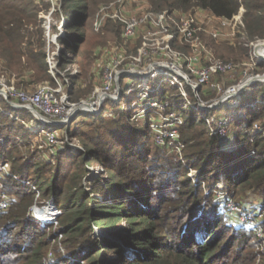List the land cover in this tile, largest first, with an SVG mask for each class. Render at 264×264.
<instances>
[{
  "label": "trees",
  "instance_id": "obj_1",
  "mask_svg": "<svg viewBox=\"0 0 264 264\" xmlns=\"http://www.w3.org/2000/svg\"><path fill=\"white\" fill-rule=\"evenodd\" d=\"M60 1L54 13L64 17L67 26L69 15H77L71 58L80 69L75 74L79 79L93 63L94 47L120 39L119 24L107 19L101 31L93 30L94 15L110 0ZM149 3L158 12L206 10L224 18L242 9L234 37L240 41V57L229 40L206 36L225 61L247 59L243 41L264 40V0ZM49 5V0H0V76L17 88L29 90L44 81L55 84L46 64L41 17ZM243 93L246 103L237 101L230 123L231 148L212 134L214 123H206L197 111L189 115L180 111L185 116L179 128L181 156H170L165 147L154 143L149 112L136 118L143 124L128 122L120 108L117 118L105 117L103 112L78 118L77 112L74 124L87 127L72 131L82 148L51 154L54 160H47L37 148L22 150L33 134L21 121L30 113L12 109L18 120L0 116L4 135L0 160L11 165L10 174L0 180L12 197L9 207L0 210V264H255L258 257L264 264V253L257 249L264 241V216L263 236L258 237L250 228L228 220L209 185L222 181L238 202L248 194L256 196L264 210V133H243L264 115V82L248 86ZM96 162L102 172L89 182L87 178L94 174L90 166ZM191 170H198L194 179ZM37 194L43 201L53 199L61 210L56 225L41 224L29 215ZM98 230L105 234L102 238L95 235Z\"/></svg>",
  "mask_w": 264,
  "mask_h": 264
},
{
  "label": "built area",
  "instance_id": "obj_2",
  "mask_svg": "<svg viewBox=\"0 0 264 264\" xmlns=\"http://www.w3.org/2000/svg\"><path fill=\"white\" fill-rule=\"evenodd\" d=\"M241 14L242 9L231 18L218 17L206 10L158 12L151 8L149 0H110L99 7L92 27L98 32L103 29L105 20H115L119 24L120 39L94 48L92 75L98 79L99 87L94 89L91 96L70 103L69 91L64 92L59 82L52 84L44 81L25 90L7 83L3 77H0V97L4 101V105L0 102V116L7 115L18 120L12 109H24L30 114H32L30 110L35 109L42 116L41 118L34 115L35 120H30L28 123L21 121L31 132H36L39 128L44 144L53 147L58 140L59 126L65 124L75 112L83 110L95 115L102 112L112 114L118 109L111 107L104 110V103L107 100L120 103L125 94L127 97H134L127 107L128 110L133 111V117L138 118L146 112L150 113L149 126L153 131L154 143L162 147H174L179 153L183 148V144L179 141V128L185 120L180 111H197L206 121L207 115L203 114L204 111H215L231 102L233 106L237 96L250 86L249 79L227 88L223 86V82L212 80L214 76L221 77L230 73L235 65L215 58L211 49L207 48L208 44L202 42L203 35L216 40L233 39L241 25ZM45 26L48 37L49 27ZM228 26H231V31L224 32ZM66 35L63 30L59 37ZM256 42L258 44L254 45L253 42L243 41L245 47L250 50L254 46L250 54V59L254 63L264 59V56L257 52L259 45L264 42L260 43V40ZM60 48L56 53L47 52L46 64L52 77L57 74L65 76L63 72L56 70L57 64L64 58L61 57L62 53L67 54L64 46ZM76 72L73 71V74ZM157 77H162L159 84L155 88L150 87V80ZM164 82L172 88L170 92L158 90ZM206 86L217 93L218 97L211 101L199 99V92L203 95L208 94L206 89L203 90ZM187 89L197 101L178 106L177 102H173L176 100L174 98L187 100L189 96ZM119 108L122 111L125 109L123 104ZM160 113L166 119L151 118L152 114ZM215 117L211 123H214L212 134L222 141L230 118L223 115ZM38 120L39 127L35 126V121ZM46 125L55 127L47 129ZM2 142L0 130V143ZM59 149L60 147L57 151ZM10 171V162L0 160V176L9 175ZM14 178L17 179L15 176ZM32 188L35 187L32 185ZM3 189L0 180V210L8 208L11 201ZM224 201L227 207H230L228 200ZM234 208L238 210L237 207ZM234 208L232 210H235ZM29 214L41 224L56 225L61 210L53 199L43 201L37 194L35 202L29 208ZM259 216L261 217L262 213ZM248 226L258 237H262L260 219L252 216ZM60 250L64 251L61 247ZM51 256L52 252L48 254L49 260L52 259Z\"/></svg>",
  "mask_w": 264,
  "mask_h": 264
},
{
  "label": "rangeland",
  "instance_id": "obj_3",
  "mask_svg": "<svg viewBox=\"0 0 264 264\" xmlns=\"http://www.w3.org/2000/svg\"><path fill=\"white\" fill-rule=\"evenodd\" d=\"M44 1H48V0H44ZM50 1V5L49 8L46 12H42L41 13V17H43L44 21H43V27H46L45 25H48L49 28H47L49 30V39L46 36V30H45V41H46V51L48 53H56L58 49H61L60 47H65L67 54H64V60L62 65L60 66V64H57L56 70L58 69L59 71L63 72L64 75L66 74V77H63V75H61L62 77H59L58 74L53 76V82L57 83L59 82L62 86H63V91L64 92H68V90L70 89V92L72 93V98L70 99V103L72 102H78L82 99H86L89 98L91 96V94L93 93L94 89L96 87H99V81L97 78H95L92 75V66L93 63H91L90 69L88 70L86 76L81 75V77H77V75L73 74V71H77V73H79V68L73 63L72 58H71V45H72V37L73 34L75 32V30L77 29V15L74 13L73 16L72 14L69 15L68 17V21L69 24L67 26V24H65V19L64 17H57L55 15V10L56 9H60L61 7V1L60 0H49ZM72 16L73 20H72ZM95 18V15L93 17V20ZM64 22V23H63ZM63 23V27L61 26ZM215 25L217 23H214ZM55 25V29L54 26ZM66 32L67 35L70 34V36H65V37H59V35L61 34V31ZM231 31V26L226 27V29H224V32H230ZM231 38V36H230ZM112 40H109L108 42H110ZM229 45H233L236 47L235 49V55H239L238 57L241 56V53L239 52V49L237 48V45L239 47V43L240 41H236V39L233 37V39L229 40ZM105 42L104 44L108 43ZM202 42L204 44H208L207 48L210 50L211 49V53L213 54V56L215 58H219L215 48H213V45H211V43L207 42L206 40V35H203V40ZM264 42V40H260V43ZM248 43V42H247ZM252 43V42H251ZM104 44H99V45H104ZM244 47L245 45L243 44V42L241 43ZM252 44L256 45L258 44V42L254 41ZM97 45V46H99ZM96 46V47H97ZM241 46V45H240ZM95 48V47H94ZM247 49V59H245V57H243L240 61L238 62H233V61H227V62H231L233 65H235V68L227 74L222 75L221 77L218 76H214L212 78V80L214 81H221L223 82V86H225V88L232 86V85H236L240 82L246 81V80H250L251 84L254 83H259V82H264V65L258 64L257 62L254 63V61H251L250 59V54L252 52L253 48L250 50L249 48ZM257 50V49H256ZM260 50V48L257 50V52ZM264 56V55H263ZM221 59V58H220ZM223 60V59H222ZM59 61V60H58ZM259 62L264 63V59H259ZM60 66V67H59ZM56 73V72H55ZM1 77V76H0ZM69 77V78H68ZM127 78H131V77H127ZM162 77H157L155 79H151L150 80V87L155 88L159 82L160 79ZM70 79V80H69ZM58 80V81H57ZM40 83V82H39ZM125 83H123L124 85ZM209 86V85H208ZM203 87V90H207L206 95H203V93L201 94V92H199V99H201L202 101H211L215 98L218 97V94L211 91L209 89V87ZM125 88V86H124ZM68 89V90H67ZM161 92H166V91H171L172 88L170 87V85L167 82H164L161 84V86L159 87V89ZM189 92V96L187 100H184L183 98H179L177 100H174L173 102L177 101L178 106H182L185 103L189 104V103H193L195 101H197L191 93L190 90L187 89ZM246 91V90H245ZM173 94V92H172ZM244 93L241 94L240 96H237V100L235 101L234 105L232 106L231 102L228 105V108L226 106H222L220 108H218L215 111H212L210 115L207 116V120L209 124H211L213 121V118L217 115V114H221L227 118H230L229 120V124L227 125L226 128V133L224 135V138L222 139V143H226V145H228V148H231L232 144H233V140L232 137L230 136L229 132H232V127H231V122H232V118L234 115V108L236 107L235 105L237 104V101L239 103H241V105H244L246 103V101L243 99L244 98ZM77 96V97H76ZM204 96V97H203ZM70 97V94H69ZM124 99L122 104L124 105L125 109L122 111V115L126 116V120L130 123H134V124H143V122L141 121V119H136L133 116L132 117H127L128 115L132 114L133 111L131 110L130 113L128 112V105L130 103H132L133 101V96L131 97H127L124 94ZM169 97V96H168ZM168 97H166L167 99H169ZM166 100H164L165 102ZM0 102L4 105V101L2 100V98L0 97ZM254 103H250L249 107L252 108V105ZM121 104H117V103H112L110 100H107L104 103V110H106L107 108H111V106H113V108H119ZM188 106V105H187ZM235 106V107H234ZM242 109V108H241ZM242 111V110H241ZM186 115H189V112L187 110L184 111ZM78 115V118H80L81 115H83V113L85 114H89L87 113V111H83L81 110ZM76 114H73L65 124H63L62 126H59V131H58V140L55 146L50 147L44 144V138L42 136V132L39 128H37L36 132H32L33 134L30 135V145L26 148H23L22 150L24 152H26L28 149H33L35 150L36 148L44 155V157L47 160H54V158H51V154L54 155L56 154L58 151L57 149L60 147L59 151H66L68 150V148H82L81 147V143L79 142V140L73 136L74 132L73 128L75 129V132L78 131V129L80 128H84L87 129V127L82 126L81 124H74L75 121H77L76 118ZM105 117H109L111 115V117H115L117 118V112H113L112 114H108L107 112L103 113ZM245 115V110L242 111V115ZM32 116L24 118V121L26 123H28V121L30 120H35L34 115L31 114ZM7 116V115H6ZM218 116V115H217ZM217 116L215 118H217ZM157 118L160 117L161 119H166L165 117L163 118L161 113L158 115H153L151 116V118ZM183 117L185 118V116L183 115ZM160 120V119H159ZM163 120H160L163 122ZM37 127L40 126L39 124V120L35 121ZM55 126L53 125H46L47 129L53 128ZM30 131V130H28ZM152 131V130H151ZM256 131H258L259 133L262 132L264 133V115H262L258 120L254 121L252 123V125L250 127H246L244 128L243 133H256ZM31 132V131H30ZM229 134V135H228ZM3 133H2V137H3ZM152 136H153V131H152ZM165 148L167 149V153L170 156H173L175 154H177L178 156H181V151L178 153L174 147L171 146H165ZM90 169L92 171H94V174L90 175L87 178V181H92L94 176H98L101 172H102V167L101 164L96 162L94 164H92L90 166ZM198 170H191L189 172V175L192 179H194L197 174ZM206 184L204 183L203 186H205ZM209 185H211L212 187V192L209 189H203L206 192H211L213 195V199L214 201H216L217 203H219V208L225 210L226 215L228 220H232L234 224H238L241 227L244 228H248V222H250V219L253 217L257 218V219H262L264 216V210L261 208L260 206V199L256 196L250 195L248 194L247 196H245L244 198L242 197L239 202L235 199V195L233 193H228L226 186L224 185V183L222 181L216 182V183H210ZM207 186V185H206ZM9 197H11L9 195ZM12 198V197H11ZM225 199L228 200L229 202V206L227 207L226 201H224ZM234 207H237L238 210H236ZM232 208H234L235 210H232ZM262 213V216L260 217L259 214ZM30 215V214H29ZM248 218V219H247ZM95 235L97 237L102 238L105 234L102 233L100 230H98ZM263 236V234H262ZM257 249L259 251L262 252V254L264 253V241L261 242V244H259V246H257ZM59 252L62 254V251L59 250ZM52 259L54 258V254H52ZM260 258L258 257L256 259L255 264H260Z\"/></svg>",
  "mask_w": 264,
  "mask_h": 264
},
{
  "label": "water",
  "instance_id": "obj_4",
  "mask_svg": "<svg viewBox=\"0 0 264 264\" xmlns=\"http://www.w3.org/2000/svg\"><path fill=\"white\" fill-rule=\"evenodd\" d=\"M259 52V51H258ZM260 54H262V55H264V48H263V51H260L259 52ZM249 84H251V81L249 82ZM31 111V113L33 114V115H35L36 117H39V118H41L42 116L35 110V109H31L30 110ZM76 113V112H75Z\"/></svg>",
  "mask_w": 264,
  "mask_h": 264
},
{
  "label": "bare ground",
  "instance_id": "obj_5",
  "mask_svg": "<svg viewBox=\"0 0 264 264\" xmlns=\"http://www.w3.org/2000/svg\"><path fill=\"white\" fill-rule=\"evenodd\" d=\"M259 48H260L259 52H260V51H263L264 44H260L259 47H258V49H259Z\"/></svg>",
  "mask_w": 264,
  "mask_h": 264
}]
</instances>
